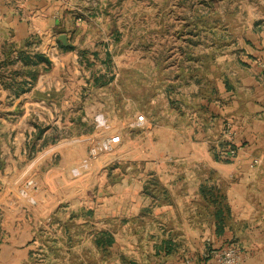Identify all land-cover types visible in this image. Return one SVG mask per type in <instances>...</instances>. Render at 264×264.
I'll return each mask as SVG.
<instances>
[{
	"label": "crops",
	"instance_id": "obj_1",
	"mask_svg": "<svg viewBox=\"0 0 264 264\" xmlns=\"http://www.w3.org/2000/svg\"><path fill=\"white\" fill-rule=\"evenodd\" d=\"M163 2L165 11L157 6ZM217 2L0 0V61L7 56V44L29 50L36 34L47 36L42 46L55 44L61 51L58 37L66 34L70 49L61 52L60 63L69 59L89 68L85 98L99 97L113 117L130 113L129 106L126 112L119 111V102L127 96L126 73L150 66L156 80L159 74L166 77L164 88L152 98L153 107L146 111L149 126L136 130L149 135L146 153L160 150L150 174L160 189L151 190L144 205L128 211L122 207L121 212L118 208L132 216L119 214L117 230L103 226V232L115 239L116 231L129 230L134 242L148 244L142 257L126 260L128 264H218L211 252L230 243L242 251L241 264H264V26L246 29L242 41L217 44V34L206 38L202 23L206 18L221 20L213 8ZM148 35V43H143ZM160 37L165 43H158ZM16 59L21 69L22 61ZM78 94L76 90L75 100ZM86 105L88 115L87 99ZM226 123L232 125L234 142L241 148L229 160L219 154ZM205 188L221 194L223 223L213 215L220 205L205 197ZM115 244L105 252L113 253ZM111 258L127 264L121 262L126 259L121 253ZM109 259L104 264H114Z\"/></svg>",
	"mask_w": 264,
	"mask_h": 264
},
{
	"label": "rangeland",
	"instance_id": "obj_2",
	"mask_svg": "<svg viewBox=\"0 0 264 264\" xmlns=\"http://www.w3.org/2000/svg\"><path fill=\"white\" fill-rule=\"evenodd\" d=\"M159 5L165 11L166 2ZM213 8L218 17L223 16L221 20L206 18L202 23L206 38L217 34V44L242 41L246 29L264 26V0H218ZM46 37L33 35L29 50L23 51L45 54L53 61L51 68L40 64L20 69L16 64L20 49L10 48V43L8 57L0 61V264H104L109 257V263L116 264L111 257L120 253L126 258L122 263L138 260L148 244L134 242L129 230L116 231V239L112 236L113 253H106L96 242L105 233L103 226L117 230L119 214L132 216L119 213L118 208L121 212L122 207L128 211L144 205L149 192L160 189L150 178L155 170L151 162L160 150L146 153L149 135L136 130L149 126L146 111L153 107L152 98L164 88L166 77L159 74L156 80L150 66L126 73L127 96L119 102V111L126 112L129 106L130 113L113 117L99 97L85 98L89 68L73 65L69 59L60 63L59 56L66 51L55 44L42 46ZM148 37L143 43H148ZM162 38L159 44L165 43Z\"/></svg>",
	"mask_w": 264,
	"mask_h": 264
},
{
	"label": "trees",
	"instance_id": "obj_3",
	"mask_svg": "<svg viewBox=\"0 0 264 264\" xmlns=\"http://www.w3.org/2000/svg\"><path fill=\"white\" fill-rule=\"evenodd\" d=\"M59 47L63 51H67L70 49V46H64L60 41H59ZM7 57H8V55L6 56V58ZM18 59H20V61H22V64L24 67H27L29 69H31L32 67H38L40 64H43L45 69H49L53 65L52 60L43 53H37L36 52V53L30 54L28 51H26V52L20 51V53L18 55ZM34 71L37 72V70H34ZM18 73L19 72H15V75H17ZM25 73L27 75H30L31 78H34V79L36 78V76H34L33 73L30 71H27ZM203 194L205 195V197L207 196L209 198V200L211 201L212 204L220 205V207H219L220 209L217 212H215L213 215L215 218H217L219 223H223V220L226 216L223 213L222 207H221V205L223 203V198H222L221 194L219 192L216 193L212 189H208V188L203 189ZM112 242H113L112 236L109 235L108 233H104L97 240L96 243L99 247H101L103 249H107V247L110 246Z\"/></svg>",
	"mask_w": 264,
	"mask_h": 264
},
{
	"label": "built area",
	"instance_id": "obj_4",
	"mask_svg": "<svg viewBox=\"0 0 264 264\" xmlns=\"http://www.w3.org/2000/svg\"><path fill=\"white\" fill-rule=\"evenodd\" d=\"M224 134H226V140L224 145L219 148L220 157L225 160L235 159L241 148L234 142V133L230 123L225 124ZM257 163L258 160H255L253 165ZM211 256L218 264H241L244 260L242 251L234 243H230L223 248L213 250L211 252Z\"/></svg>",
	"mask_w": 264,
	"mask_h": 264
},
{
	"label": "water",
	"instance_id": "obj_5",
	"mask_svg": "<svg viewBox=\"0 0 264 264\" xmlns=\"http://www.w3.org/2000/svg\"><path fill=\"white\" fill-rule=\"evenodd\" d=\"M58 39L62 42L64 46H68V37L66 34L59 35Z\"/></svg>",
	"mask_w": 264,
	"mask_h": 264
}]
</instances>
